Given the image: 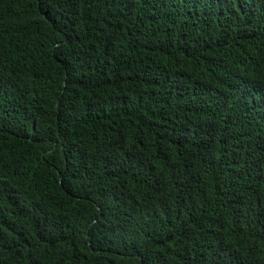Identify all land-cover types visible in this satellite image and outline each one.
<instances>
[{
    "label": "trees",
    "instance_id": "16d2710c",
    "mask_svg": "<svg viewBox=\"0 0 264 264\" xmlns=\"http://www.w3.org/2000/svg\"><path fill=\"white\" fill-rule=\"evenodd\" d=\"M0 264H264V0H0Z\"/></svg>",
    "mask_w": 264,
    "mask_h": 264
}]
</instances>
